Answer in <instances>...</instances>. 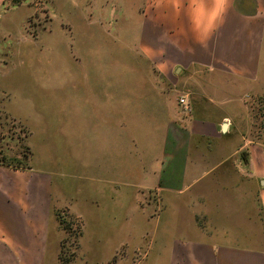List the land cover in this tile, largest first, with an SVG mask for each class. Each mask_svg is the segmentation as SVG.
Returning a JSON list of instances; mask_svg holds the SVG:
<instances>
[{
	"label": "rangeland",
	"instance_id": "rangeland-1",
	"mask_svg": "<svg viewBox=\"0 0 264 264\" xmlns=\"http://www.w3.org/2000/svg\"><path fill=\"white\" fill-rule=\"evenodd\" d=\"M141 2L0 0V162L53 174L47 264H163L156 244L185 236L264 246L258 193L233 161L185 195L145 197L139 187L101 181L99 94L122 86L128 107L147 92L136 85L152 76L136 29L119 31L121 24L129 28L126 12ZM243 98L252 138L264 142V88ZM122 243L129 253L139 245L136 261L113 263Z\"/></svg>",
	"mask_w": 264,
	"mask_h": 264
},
{
	"label": "crops",
	"instance_id": "crops-1",
	"mask_svg": "<svg viewBox=\"0 0 264 264\" xmlns=\"http://www.w3.org/2000/svg\"><path fill=\"white\" fill-rule=\"evenodd\" d=\"M219 2L142 0L126 12L129 28L121 24L119 31L136 29L138 52L154 69L147 84L134 88L146 86V94L128 107L122 86L99 94L97 168L103 183L139 187L148 197L150 191L185 195L192 186L210 184L212 172L233 161L256 189L264 219V142L253 140L243 101L264 88V0H223L218 9ZM182 95L189 113L178 101ZM53 185L52 172L41 166L0 162V264L48 263ZM155 249L163 264H264V246L185 236ZM136 250L139 245L122 251L113 263L136 261Z\"/></svg>",
	"mask_w": 264,
	"mask_h": 264
},
{
	"label": "built area",
	"instance_id": "built-area-1",
	"mask_svg": "<svg viewBox=\"0 0 264 264\" xmlns=\"http://www.w3.org/2000/svg\"><path fill=\"white\" fill-rule=\"evenodd\" d=\"M178 101H179L180 105L182 106L183 110L186 113L191 112L192 107H191L190 101L188 100V98L186 97V95L180 96Z\"/></svg>",
	"mask_w": 264,
	"mask_h": 264
},
{
	"label": "clouds",
	"instance_id": "clouds-1",
	"mask_svg": "<svg viewBox=\"0 0 264 264\" xmlns=\"http://www.w3.org/2000/svg\"><path fill=\"white\" fill-rule=\"evenodd\" d=\"M223 7V0H220V2L217 4V8H222ZM213 15L215 16V13H213ZM197 27H199V24L197 23Z\"/></svg>",
	"mask_w": 264,
	"mask_h": 264
},
{
	"label": "trees",
	"instance_id": "trees-1",
	"mask_svg": "<svg viewBox=\"0 0 264 264\" xmlns=\"http://www.w3.org/2000/svg\"><path fill=\"white\" fill-rule=\"evenodd\" d=\"M5 2V1H4Z\"/></svg>",
	"mask_w": 264,
	"mask_h": 264
}]
</instances>
